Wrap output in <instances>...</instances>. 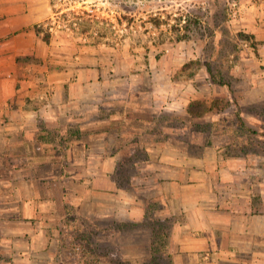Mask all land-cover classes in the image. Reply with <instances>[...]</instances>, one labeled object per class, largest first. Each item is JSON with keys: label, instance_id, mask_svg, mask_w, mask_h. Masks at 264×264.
<instances>
[{"label": "rangeland", "instance_id": "rangeland-1", "mask_svg": "<svg viewBox=\"0 0 264 264\" xmlns=\"http://www.w3.org/2000/svg\"><path fill=\"white\" fill-rule=\"evenodd\" d=\"M37 25L52 33L46 51L58 62L50 61V70L69 68L74 80L79 70L97 67L110 80L98 86L101 93L118 92L131 103L124 121L100 118L97 131L76 135L100 138L86 147L59 139L56 146L64 151L50 158L32 149L33 168L16 152L0 158V264H82L94 258L99 264H152L154 258L153 264L181 263L171 252L180 250L173 230L185 216L166 214L171 210L144 176H172L174 169H163L177 166L162 163L160 169L156 161L166 150L201 156L199 145L215 144L226 157L249 156L248 167L259 165L255 159L264 165V100L251 102L247 91L249 76L258 82L264 68V0H0V28L10 36L35 33ZM254 29H260L257 35ZM246 54L252 61L241 63ZM22 61L43 59L29 55ZM36 73L25 67L19 75L28 82ZM156 90L158 106L150 96ZM215 100L222 109L203 117L182 113L192 103L200 111ZM110 156L116 160L105 165ZM20 170L29 172L23 177ZM29 184L38 192L31 212L13 196L18 185L25 200ZM83 233L90 236L85 244L77 238Z\"/></svg>", "mask_w": 264, "mask_h": 264}, {"label": "crops", "instance_id": "crops-1", "mask_svg": "<svg viewBox=\"0 0 264 264\" xmlns=\"http://www.w3.org/2000/svg\"><path fill=\"white\" fill-rule=\"evenodd\" d=\"M259 30L254 29L252 34L257 35ZM0 38V158H13L16 152L15 157H22L23 163L33 168L36 161L34 155L29 156L30 150L44 153V158L57 155V142L46 139L53 132L66 134L72 130L74 135L70 147H74L76 142L86 147L90 141L100 140L96 134L85 139L80 137L84 131H97L98 119L114 123L117 119L122 122L127 116L124 109L131 103L130 96L118 92L110 95L101 93L100 88L107 86L110 80L102 78L97 67L79 70L73 80L69 68L49 69L48 63H57L58 57H48L46 49L49 43L36 32L10 36L8 31L0 28ZM261 54L260 61L264 66V47ZM29 55H37L43 61L26 65L22 57ZM251 57L250 54L244 55L241 63L251 62ZM25 67L39 72L30 76L29 86L24 85L28 82L19 75ZM242 69L249 74L244 64ZM40 72L42 80L38 78ZM171 83L173 86L178 84ZM256 83L249 76L247 91L251 102L264 100V68ZM150 96L155 102L161 98L157 90ZM153 105H150L151 113L157 117L159 113ZM118 107L123 110H118ZM182 113L192 117L188 108H184ZM111 128L105 130L106 134ZM164 142L166 146H174L169 140ZM212 145H199L204 148L201 156L185 152L181 156L169 155L166 150L167 153L156 162L160 163V169L162 163L177 166L163 169L165 172L174 169L172 176L159 172L149 178L144 176L143 181L150 179L148 184L153 191L156 190L155 197L166 204L168 211L171 210L166 214L174 216L181 212L185 216L184 222L174 224L173 234H179L177 244L180 250L178 254L174 251L171 254L174 260L181 261L179 264H264V165L259 163L262 159H255L254 163L259 165L248 167L253 161L251 157H226L213 148L215 144ZM115 160L110 156L104 163L110 164ZM28 172L20 173L24 177ZM28 186L30 192L25 200L18 185L13 186V196L31 212L37 207L38 192L30 184ZM141 211L144 219L146 209ZM160 211L161 214L165 212L163 209ZM212 260L216 263L210 262Z\"/></svg>", "mask_w": 264, "mask_h": 264}, {"label": "trees", "instance_id": "trees-1", "mask_svg": "<svg viewBox=\"0 0 264 264\" xmlns=\"http://www.w3.org/2000/svg\"><path fill=\"white\" fill-rule=\"evenodd\" d=\"M35 32H36V34L39 36V37H41L46 43H50L51 42V34L52 33H45V29H44V27L43 26H40V25H37L36 27H35ZM47 34V35H46ZM217 103H218V101L217 100H215L214 102H213V104H212V106H210V107H205L204 109H202V110H200V111H198V110H195L194 109V107L196 106V103H192V104H190L189 106H188V112L190 113V115L191 116H193V117H203V116H205L208 112H210V111H212V110H214V109H216V108H219V109H222V108H220L218 105H217ZM197 104H200V105H205L204 103H201V102H199V103H197ZM74 135V132L72 131V130H70V131H68V133H66V134H64L63 136H61L60 138H59V136H57V138H55V139H53V140H51V138H50V135H48V137L46 138L49 142H56V141H58L59 139L61 140V139H65V141L66 142H68L69 140H71V138H72V136ZM69 147V145L67 146V148ZM55 150L57 151V152H59V151H64V149H63V147L61 146V147H59V146H56L55 147ZM146 216H147V211H146V215H145V218H146ZM145 218H144V220H145ZM82 231V230H81ZM95 231V230H94ZM96 231H98V229H97V227H96ZM85 232V231H84ZM87 232V231H86ZM88 233H83L81 236H79V237H77V238H80V240H81V244H85V243H87L88 242V238L90 237L89 235H87ZM156 242H158V241H155V243ZM93 248V247H92ZM88 249V247H86L84 250L86 251ZM89 250H91L90 248H89ZM160 249L158 248V247H154V252H157V251H159ZM92 252L95 254V252L92 250ZM94 256V255H93ZM84 258H86L85 256H84ZM82 260H84L83 258H82ZM121 262H122V260H121ZM156 262V259L154 258V260H152V262H150V263H155ZM81 264V263H80ZM82 264H99V260L98 259H89V260H87V259H85V261L83 262L82 261Z\"/></svg>", "mask_w": 264, "mask_h": 264}]
</instances>
